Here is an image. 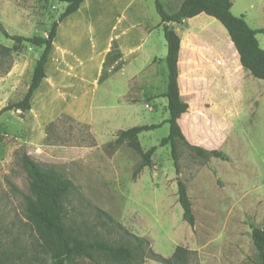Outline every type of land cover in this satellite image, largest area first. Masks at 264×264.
<instances>
[{"label":"rangeland","instance_id":"1","mask_svg":"<svg viewBox=\"0 0 264 264\" xmlns=\"http://www.w3.org/2000/svg\"><path fill=\"white\" fill-rule=\"evenodd\" d=\"M144 1L150 14L159 17L153 0ZM233 6V13L245 16L253 29L264 27V0H234ZM66 7L56 0H0V24L12 35L46 37ZM197 26L201 29L203 55L210 59L222 55V71L209 64L203 68L202 80L209 91L222 85L230 99L224 104L213 103L210 112L193 117L185 114L181 119L189 139L207 147H218L229 136L217 148L226 160L205 159L183 142L178 144L179 177L188 187L196 217L194 227L183 219L172 148L161 146L162 139L170 134V125L164 123L169 118L167 108L154 103L139 106L141 117L123 125L127 130L163 123L138 136L143 152L153 147L157 150L153 166L135 177L142 153L127 142L116 145L118 131L105 134L73 112L76 107L87 111L93 106L99 114L97 107L105 104L106 88L98 89L92 104L90 96L77 105L55 100L46 104L41 89L30 114H0V259L4 264H51L36 225L27 216L26 196L32 193L21 163L24 152L73 181L76 189L68 209L79 222H95L104 211L131 233L147 239L165 258L182 246L195 252L188 264H260L252 231L254 226L264 229V81L250 74L258 84L261 99H256L252 111L247 104L235 116L234 92L242 79L239 55L216 19L205 16ZM80 31L77 20L71 18L63 28L60 43L85 55L88 45L80 50L74 39ZM106 34L107 25L102 23L100 35L104 39ZM257 38L263 47L264 33ZM3 46L13 49L15 42L0 32V111L24 97L27 79H32V70L44 50L24 43L18 52H3ZM55 66L53 62V73ZM190 96L186 85L184 99L189 106ZM145 264L164 263L147 259Z\"/></svg>","mask_w":264,"mask_h":264},{"label":"crops","instance_id":"2","mask_svg":"<svg viewBox=\"0 0 264 264\" xmlns=\"http://www.w3.org/2000/svg\"><path fill=\"white\" fill-rule=\"evenodd\" d=\"M160 1L167 12L176 13L185 0ZM153 4L155 6V0ZM158 16L155 13L150 14L144 0H84L76 12L60 23L45 67L47 77L35 94L42 89L46 104L55 100L58 103L72 102L77 105L82 103L85 97L90 96L92 104L98 89L106 88L105 104L97 107L99 114L95 113L93 106L87 111L79 107L73 108L77 118L98 126L105 134L125 130L123 125L127 120L137 121V118L141 117L139 106L146 107L154 103L167 108L168 99L164 95L169 86L168 43L164 25L159 14ZM205 16L212 17L202 13L183 23L169 24L181 38L179 87L181 101L184 99L186 85L190 87L191 100L187 115L191 117L203 111L210 112L213 103L224 104L230 99L222 85L209 91V87L202 80L203 68L209 64L216 70L222 71L219 65L222 55L213 59L203 55V41L199 34L201 29L197 26V22ZM71 18L77 20V25L81 29V34L74 35L78 49L81 50L85 44L88 45V52H85V55L60 43L63 28ZM102 23L107 25L104 39L100 35ZM262 48L264 49V46ZM223 61L225 62V59ZM53 62L56 65L54 73ZM239 63L242 68V79L234 92L235 116L243 112L247 104L252 107L251 111L255 109L256 99L260 98L258 84L250 79L251 73L243 67L240 54ZM33 72L34 70L32 75ZM27 80L25 92L31 77ZM90 90H92L91 94ZM197 95H199L198 102H201L202 106L195 102ZM31 110L27 111L28 114ZM47 111L51 114L49 109ZM178 122L191 144L206 149L219 148L229 137H226L218 147H207L189 139L180 117Z\"/></svg>","mask_w":264,"mask_h":264},{"label":"trees","instance_id":"3","mask_svg":"<svg viewBox=\"0 0 264 264\" xmlns=\"http://www.w3.org/2000/svg\"><path fill=\"white\" fill-rule=\"evenodd\" d=\"M67 4L66 9L54 22L46 37H25L10 34L0 24V32L15 42L13 49L2 47V51H20L24 43L44 47L32 75L29 87L20 101L6 105L0 114L7 111H20L23 114L32 109V98L43 80L47 77L46 64L52 52L53 43L58 34L60 23L69 15L76 12L84 0H56ZM158 14L164 25L165 38L168 43L167 64L169 66V86L164 95L168 99L167 109L169 118L164 122L170 125V134L162 139L161 146H171L172 158L178 175L179 203L183 208V219L194 227L196 217L193 211L188 187L179 177L181 174L178 144L183 142L192 152L202 158H219L226 160L227 156L220 150H208L191 144L184 135L178 119L187 114L189 103L181 101L179 87V53L181 38L170 28L171 22L183 23L189 18L205 13L216 19L228 32L230 41L240 54L243 67L255 78L264 81V49L261 47L257 35L264 33V27L253 29L245 16H236L232 12V0H185L176 13L165 10L160 0H155ZM207 17V16H206ZM39 92V91H38ZM35 94L34 100L38 94ZM150 124L135 126L118 132L116 145L125 142L129 147L142 153V161L136 169L135 177L146 167H152V157L157 147L146 152L138 136L162 126ZM21 163L30 181L32 196H26L27 216L36 225L41 246L50 256L51 264H145L147 259H153L164 264H188L195 254L194 251L178 246L170 258H165L155 252L150 242L144 237L131 233L121 223L114 220L108 213L100 211L97 221L73 219L68 209L70 196L75 191L72 180L55 172L52 167L36 161L27 152L21 155ZM253 243L259 253L260 264H264V229L253 227ZM0 264L4 261L0 259Z\"/></svg>","mask_w":264,"mask_h":264}]
</instances>
